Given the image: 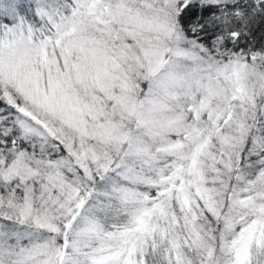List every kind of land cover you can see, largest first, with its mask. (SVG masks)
I'll list each match as a JSON object with an SVG mask.
<instances>
[{
  "label": "snow or ice",
  "instance_id": "6c2138e0",
  "mask_svg": "<svg viewBox=\"0 0 264 264\" xmlns=\"http://www.w3.org/2000/svg\"><path fill=\"white\" fill-rule=\"evenodd\" d=\"M0 264H264V0H0Z\"/></svg>",
  "mask_w": 264,
  "mask_h": 264
}]
</instances>
